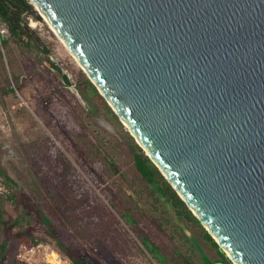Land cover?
Instances as JSON below:
<instances>
[{
    "label": "water",
    "instance_id": "1",
    "mask_svg": "<svg viewBox=\"0 0 264 264\" xmlns=\"http://www.w3.org/2000/svg\"><path fill=\"white\" fill-rule=\"evenodd\" d=\"M30 1L233 264H264V0Z\"/></svg>",
    "mask_w": 264,
    "mask_h": 264
},
{
    "label": "rangeland",
    "instance_id": "2",
    "mask_svg": "<svg viewBox=\"0 0 264 264\" xmlns=\"http://www.w3.org/2000/svg\"><path fill=\"white\" fill-rule=\"evenodd\" d=\"M26 20L49 53L21 47L0 18L1 165L18 185L0 173V193L15 194L5 205L8 263H50L57 253L88 264H233L200 222L139 172L138 143L102 99L83 94L88 76L48 22L35 13ZM22 212L32 222L15 228ZM30 234L43 241L35 245ZM21 243L35 245L20 252L23 261Z\"/></svg>",
    "mask_w": 264,
    "mask_h": 264
},
{
    "label": "trees",
    "instance_id": "3",
    "mask_svg": "<svg viewBox=\"0 0 264 264\" xmlns=\"http://www.w3.org/2000/svg\"><path fill=\"white\" fill-rule=\"evenodd\" d=\"M34 13H35L34 6L30 0H0V18L7 25V28L10 33V37L13 38L21 47L34 46L38 48V50L41 53H49V49L47 48V46L41 47L37 43L33 35L29 33L26 29V25H27L26 15L34 14ZM48 60L52 64V66H54L57 69H60L55 62L51 61L50 59ZM65 80L66 83H69V78L67 76H65ZM84 93L86 96L98 97L102 99L106 111L109 112L113 118L118 120L117 115L114 113L112 108L108 105L106 100L101 96L95 85L89 79L85 81L83 94ZM130 137L131 139H134L133 136L130 135ZM134 158L137 169L145 179H147L151 184H153L157 189H159L162 194L166 195L167 193H169L175 205L181 208V211L186 218L196 220L199 222V220L194 216V214L185 204V202L179 197L176 191L164 178L162 173L159 171L158 167L152 162V160L148 157V155L145 154L143 149L138 144H135ZM0 173L13 186H15L16 188L18 187V185L15 184L7 176L6 169L1 165V154H0ZM14 197H15L14 193H10L9 195H7L6 193H0V264H9L8 259L11 251V243L8 239H5L3 237L4 232L9 226L8 212L6 210L5 205L8 199L10 198L13 199ZM40 217L45 224H47L49 227L51 226V221L49 217H47L46 215H40ZM26 222H28L29 225L32 222V217L29 214L22 212L17 218L13 219L12 225L15 228L17 227L23 228ZM49 231L50 233H52L51 227L49 228ZM30 237L33 238V243L35 245L40 241H43V237L35 238V236H33L32 234H30ZM206 238L212 241L215 246L219 247L218 244L214 241V239L210 236L208 232H206ZM57 244L61 249L64 248V246L60 241H57ZM35 245L27 246L26 244L21 243L18 248L17 257L20 255V252L23 249L31 250L34 249L33 246ZM222 253L224 254L223 251ZM65 257L68 258L74 264H88L86 260L81 256L74 257V256L66 255ZM19 261H23V260L19 259ZM14 264H23V263L15 262ZM38 264H52V263L44 262Z\"/></svg>",
    "mask_w": 264,
    "mask_h": 264
},
{
    "label": "built area",
    "instance_id": "4",
    "mask_svg": "<svg viewBox=\"0 0 264 264\" xmlns=\"http://www.w3.org/2000/svg\"><path fill=\"white\" fill-rule=\"evenodd\" d=\"M52 264H73L69 259L63 258L59 254L56 253L55 258L53 260H49Z\"/></svg>",
    "mask_w": 264,
    "mask_h": 264
},
{
    "label": "bare ground",
    "instance_id": "5",
    "mask_svg": "<svg viewBox=\"0 0 264 264\" xmlns=\"http://www.w3.org/2000/svg\"><path fill=\"white\" fill-rule=\"evenodd\" d=\"M52 28V27H51ZM52 30L56 33V35L59 37V35L57 34V32L55 31L54 28H52ZM60 38V37H59ZM61 39V38H60ZM62 41V40H61ZM63 42V41H62ZM64 43V42H63ZM65 47L68 49V47L66 46V44L64 43ZM70 52V51H69ZM71 53V52H70ZM75 58V57H74ZM76 59V58H75ZM77 60V59H76ZM78 62V60H77ZM79 63V62H78ZM79 65L81 66V64L79 63ZM81 68L84 70V68L81 66ZM85 71V70H84ZM86 73V72H85ZM87 74V73H86Z\"/></svg>",
    "mask_w": 264,
    "mask_h": 264
},
{
    "label": "flooded vegetation",
    "instance_id": "6",
    "mask_svg": "<svg viewBox=\"0 0 264 264\" xmlns=\"http://www.w3.org/2000/svg\"><path fill=\"white\" fill-rule=\"evenodd\" d=\"M30 33V32H29ZM32 34V33H31ZM33 35V34H32ZM41 46V45H40ZM41 47H44V46H41ZM52 70L55 68L54 66H52V64L51 63H48L47 64ZM57 69V68H56ZM64 82H66V80L64 81Z\"/></svg>",
    "mask_w": 264,
    "mask_h": 264
}]
</instances>
